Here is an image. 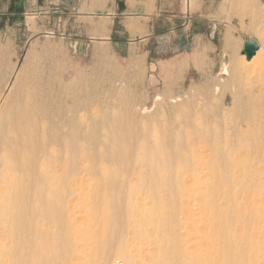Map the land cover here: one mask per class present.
Returning a JSON list of instances; mask_svg holds the SVG:
<instances>
[{
	"label": "bare ground",
	"instance_id": "6f19581e",
	"mask_svg": "<svg viewBox=\"0 0 264 264\" xmlns=\"http://www.w3.org/2000/svg\"><path fill=\"white\" fill-rule=\"evenodd\" d=\"M20 73L0 108V264H264V107L171 97L149 116L115 90L93 110L81 74L56 91Z\"/></svg>",
	"mask_w": 264,
	"mask_h": 264
},
{
	"label": "rangeland",
	"instance_id": "374dc122",
	"mask_svg": "<svg viewBox=\"0 0 264 264\" xmlns=\"http://www.w3.org/2000/svg\"><path fill=\"white\" fill-rule=\"evenodd\" d=\"M103 1L99 9L67 11L65 33L54 37H0V108L22 70L41 73L56 91L81 74L75 85L90 95L93 110L110 102L115 90L149 116H156L160 101L171 97L196 107L220 106L231 117L236 107L247 106L243 103L264 107V0H225L227 37L223 25L214 37L213 28L203 22L190 30L188 0H147L146 8L134 9L141 0H117L124 6L117 10L102 7ZM191 1L193 11L197 0ZM249 41L260 46L251 63L242 55ZM163 66L170 72L167 81ZM208 150L204 147L202 154L208 156Z\"/></svg>",
	"mask_w": 264,
	"mask_h": 264
},
{
	"label": "crops",
	"instance_id": "0c3cea01",
	"mask_svg": "<svg viewBox=\"0 0 264 264\" xmlns=\"http://www.w3.org/2000/svg\"><path fill=\"white\" fill-rule=\"evenodd\" d=\"M191 0H188V26L192 27L199 22H203L209 28H213L214 37L218 27L225 22L223 15L225 0H197L194 10H191ZM101 0H0V37H27L28 41L32 37H42L47 35L54 37L65 31L67 23L63 22V17L67 11L82 12L84 8L99 9ZM102 7L110 10L123 9L118 5L117 0H104ZM148 1L141 0L134 8H146ZM131 8V7H127ZM197 8V9H196ZM87 17L91 15L87 14ZM83 18V17H82ZM34 22H31L32 20ZM108 19L114 20L115 14H108ZM224 37H227L226 25H223ZM83 37V29H79ZM65 33V32H64ZM8 34H10L8 36ZM78 36V35H77ZM110 37H115L113 33ZM189 37H206L196 36Z\"/></svg>",
	"mask_w": 264,
	"mask_h": 264
},
{
	"label": "water",
	"instance_id": "95a60500",
	"mask_svg": "<svg viewBox=\"0 0 264 264\" xmlns=\"http://www.w3.org/2000/svg\"><path fill=\"white\" fill-rule=\"evenodd\" d=\"M260 50V46L255 41L246 42L244 45V49L242 51V55L246 57L247 61L250 62L254 56H256L257 52Z\"/></svg>",
	"mask_w": 264,
	"mask_h": 264
}]
</instances>
